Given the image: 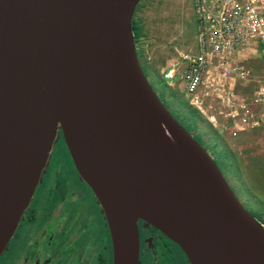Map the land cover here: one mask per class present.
<instances>
[{
    "label": "water",
    "instance_id": "obj_1",
    "mask_svg": "<svg viewBox=\"0 0 264 264\" xmlns=\"http://www.w3.org/2000/svg\"><path fill=\"white\" fill-rule=\"evenodd\" d=\"M139 0H0V254L59 132L108 225L112 264H138L136 221L189 264H264V227L147 83Z\"/></svg>",
    "mask_w": 264,
    "mask_h": 264
},
{
    "label": "built area",
    "instance_id": "obj_2",
    "mask_svg": "<svg viewBox=\"0 0 264 264\" xmlns=\"http://www.w3.org/2000/svg\"><path fill=\"white\" fill-rule=\"evenodd\" d=\"M192 49L160 75L217 134L264 125V0H192Z\"/></svg>",
    "mask_w": 264,
    "mask_h": 264
},
{
    "label": "flooded vegetation",
    "instance_id": "obj_3",
    "mask_svg": "<svg viewBox=\"0 0 264 264\" xmlns=\"http://www.w3.org/2000/svg\"><path fill=\"white\" fill-rule=\"evenodd\" d=\"M30 200L0 264H112L103 212L75 172L58 131ZM136 229L138 264H189L179 247L150 225L136 221Z\"/></svg>",
    "mask_w": 264,
    "mask_h": 264
},
{
    "label": "rangeland",
    "instance_id": "obj_4",
    "mask_svg": "<svg viewBox=\"0 0 264 264\" xmlns=\"http://www.w3.org/2000/svg\"><path fill=\"white\" fill-rule=\"evenodd\" d=\"M191 3L192 0H139L132 20L139 32L135 44L136 55L143 75L157 99L179 125L201 145L222 172L221 159L225 167H229L230 160L224 152L214 146L216 134L201 122L188 105L183 91L179 87H169L168 82L159 74V71L166 69L171 59L176 60L179 55L186 54L188 49H192L195 22ZM231 137H237L239 140L238 144L233 145L235 149L233 154L240 167L248 162L247 157H254L252 160L257 161L258 166L264 163V125L245 134ZM55 145L61 146L60 142ZM244 147L247 149L244 150ZM260 168H264V165ZM237 173L240 175L239 171ZM260 175L264 176V170H261ZM225 180L244 210L261 224L264 219L261 211L264 192L254 187L256 190L254 192L256 202H254L247 197L244 189H238L235 181ZM68 206L70 204L64 207Z\"/></svg>",
    "mask_w": 264,
    "mask_h": 264
},
{
    "label": "trees",
    "instance_id": "obj_5",
    "mask_svg": "<svg viewBox=\"0 0 264 264\" xmlns=\"http://www.w3.org/2000/svg\"><path fill=\"white\" fill-rule=\"evenodd\" d=\"M132 20H133V16H132ZM131 32L133 35V42L135 45V41H137L139 32L137 30L136 24L133 23V21H131ZM242 134L245 133H241V134L237 133L236 135L239 136ZM231 136L232 135H223L222 137L217 136L216 141L214 143V146H216L217 149L224 152L228 156V159L230 160L229 167H225L224 161L221 159L223 163V169L221 170L223 171L225 170L229 174L230 178L236 182V186L238 187L239 190L244 189V192L249 199H255L254 192H256V190H254V187L257 188L258 191L264 192V176L260 175L261 170H264V168H260V166L264 165V163H261L258 166L257 161L252 160L254 157H247L248 162L245 163L244 166L240 167L239 163H237V161L235 160L236 156L233 154V151L235 150L233 145L238 144L239 140H237V137H231ZM241 145H244V143H241ZM243 149L246 150L247 148L244 147ZM237 171L240 172V175L237 173ZM262 205L263 207L261 208V211L264 217V202ZM263 222L264 219L262 223Z\"/></svg>",
    "mask_w": 264,
    "mask_h": 264
},
{
    "label": "clouds",
    "instance_id": "obj_6",
    "mask_svg": "<svg viewBox=\"0 0 264 264\" xmlns=\"http://www.w3.org/2000/svg\"><path fill=\"white\" fill-rule=\"evenodd\" d=\"M134 15V14H133ZM193 46V45H192ZM134 47H135V45H134ZM135 52H136V48H135ZM140 65V64H139ZM160 72V71H159ZM160 74V73H159ZM161 76V75H160ZM202 122V121H201ZM203 123V122H202ZM205 124V123H204ZM211 130V129H210ZM255 130V129H254ZM213 131V130H212ZM252 131V130H251ZM215 134H216V137L217 136H219V137H222L223 135H236L237 133H234V134H231V133H222V134H217L215 131H213ZM241 133H247V132H239L238 134H241ZM195 140V139H194ZM198 143V142H197ZM199 144V143H198ZM201 146V145H200ZM220 170V169H219ZM223 172V173H222ZM222 175H224V178L225 179H227L228 180V182H230V180H232L231 178H230V176H229V174L224 170H222ZM252 200H254V202H256V200L255 199H252ZM264 224V222L261 224V225H263ZM264 227V226H263Z\"/></svg>",
    "mask_w": 264,
    "mask_h": 264
},
{
    "label": "bare ground",
    "instance_id": "obj_7",
    "mask_svg": "<svg viewBox=\"0 0 264 264\" xmlns=\"http://www.w3.org/2000/svg\"><path fill=\"white\" fill-rule=\"evenodd\" d=\"M31 201V200H30ZM16 230V229H15Z\"/></svg>",
    "mask_w": 264,
    "mask_h": 264
}]
</instances>
